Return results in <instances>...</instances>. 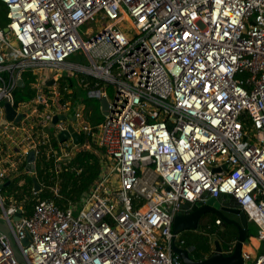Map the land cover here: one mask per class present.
<instances>
[{
	"label": "built area",
	"instance_id": "2783aa9c",
	"mask_svg": "<svg viewBox=\"0 0 264 264\" xmlns=\"http://www.w3.org/2000/svg\"><path fill=\"white\" fill-rule=\"evenodd\" d=\"M0 2L8 20L7 32L0 28V186L19 165L36 177L41 158L58 174L94 151L101 168L79 204L37 200L25 216L22 204L0 197V224L25 260L0 232V264H182L172 247L190 253L191 234L210 241L222 220L175 235V213L222 195L264 243V0ZM97 18L102 28L84 41L78 30ZM80 53L88 65L68 61ZM24 73L33 97L15 103ZM72 85L106 99L99 125L71 99ZM5 103L18 123L6 120ZM68 125L80 144L72 133L58 141ZM241 256L264 264V248Z\"/></svg>",
	"mask_w": 264,
	"mask_h": 264
},
{
	"label": "trees",
	"instance_id": "16d2710c",
	"mask_svg": "<svg viewBox=\"0 0 264 264\" xmlns=\"http://www.w3.org/2000/svg\"><path fill=\"white\" fill-rule=\"evenodd\" d=\"M4 7L5 6L0 2V28L2 30L6 28L8 24L6 18L7 10ZM22 79L25 86L16 90L15 103L26 102L33 97V91L30 88V83L33 79L27 73L22 75ZM96 112L97 116H95L92 125H99L103 120L99 109H97ZM72 168L75 169V171H71L70 169ZM78 170H80L79 173H77ZM55 172L53 160L45 161V158H41L36 161L35 178L37 183L43 186V190L39 195L33 196L32 178L25 173V166L19 165L17 168V175L14 178L6 180V182H9V185L1 189L0 194L7 197L9 200L12 199L17 204H22L25 216H30L33 204L37 200H52L60 208H65L69 203H80L83 195L88 192L89 188L93 186L99 177L101 168L98 156L94 151H86L76 154L66 169L63 168L58 174ZM56 189H58V196L54 195V190ZM215 219L216 217L214 220ZM205 232L208 231L205 230ZM237 236L238 234L235 227L222 222L221 227L217 229V235L214 241L220 244L223 251L227 243L236 242ZM252 238L253 233L248 228L246 244L249 243ZM191 241H195L196 243V249L192 250L190 253V257L194 261H202L212 255L206 238L198 237Z\"/></svg>",
	"mask_w": 264,
	"mask_h": 264
},
{
	"label": "water",
	"instance_id": "95a60500",
	"mask_svg": "<svg viewBox=\"0 0 264 264\" xmlns=\"http://www.w3.org/2000/svg\"><path fill=\"white\" fill-rule=\"evenodd\" d=\"M3 31L6 33L7 28H4ZM53 81L47 82L48 86H51ZM18 87L23 88L24 82L22 80L18 81ZM100 112L102 116L107 115L108 110V102L106 99H102L99 101ZM5 109V118L9 122L18 123L21 120V115H17L12 107L8 104H4ZM58 120H65V116H57L53 119L52 124L50 125V129H53L54 124ZM72 121H74L72 119ZM69 133H72V138L74 140V144L78 145L81 143V137L75 133H73V129L70 125L67 126V131H63L58 135V141L63 142L66 141L69 137ZM28 164H31L34 161V153L30 152L26 159ZM216 171V170H215ZM28 173L34 172V167L30 166V169H27ZM33 189L37 191L39 189V185L35 177H32ZM9 182H6L4 185L0 186V190L4 187L8 186ZM232 197L229 195H222L220 199H208L205 205L196 204L191 209L189 205L182 206L181 210L175 213L172 223V232L173 234H178L184 231L194 230L198 227L200 219L206 214H213L216 218L222 220L224 224L231 225L237 230V240L235 242L234 249L231 254L225 255L222 252L220 244L218 242H214V250L212 255L202 261H194L190 257V253L187 249L178 248L177 246L172 247V251L175 255H177L182 262V264H243V259L241 256L244 245L247 240V230L248 225L245 219L244 213L240 211V208L235 203L227 204V202L231 201ZM225 201V203H222ZM222 204V206H221ZM20 213H16L14 221H17L20 218ZM0 232L6 237L8 243L13 249L14 255L22 263H25V260L20 256V254L14 249L12 245V241L9 236L8 227L3 224H0ZM27 240L23 242L24 245H27Z\"/></svg>",
	"mask_w": 264,
	"mask_h": 264
},
{
	"label": "rangeland",
	"instance_id": "374dc122",
	"mask_svg": "<svg viewBox=\"0 0 264 264\" xmlns=\"http://www.w3.org/2000/svg\"><path fill=\"white\" fill-rule=\"evenodd\" d=\"M102 26L103 25L101 24V22L97 18L96 22H94V23L87 22L78 31H79V34H80L81 38L84 41H86L98 31L97 29L102 28ZM68 61L70 63H72V64L88 65L87 59L85 58L84 54H81V53L71 56ZM74 88L76 89L78 98L81 101H83V99H86L85 103H83L85 108H86L85 114L87 116L88 121L93 123V121L95 119V116H97V112L96 111H97V109H99V104H100L99 100H97V99H88L86 97V93L81 88L77 87L76 85H74ZM105 89H106L105 91H106V94H107L108 98L110 100H113V98L115 96V90L112 87H110V86L106 87ZM99 112H100V110H99ZM113 185H115L114 182H113ZM54 194L55 195L59 194L58 193V189H56L54 191ZM0 197L3 200L5 205L9 204L10 201H9V199L7 197L2 196L1 194H0ZM214 218H215V215H213V214L204 215L200 219V221H199L200 224H198V227L201 228L203 224L212 226L213 225L212 222L214 221ZM249 229L253 233V239H255L256 238V233H257L256 227L253 226V225H250ZM185 232H190V231H185ZM182 233H184V232H182ZM214 239H215V236H214ZM248 244H249V247L252 248V250L257 249L258 253L263 251L264 243H261V242H258V241L255 240L254 242L250 241ZM248 244H245L244 246H246Z\"/></svg>",
	"mask_w": 264,
	"mask_h": 264
},
{
	"label": "crops",
	"instance_id": "0c3cea01",
	"mask_svg": "<svg viewBox=\"0 0 264 264\" xmlns=\"http://www.w3.org/2000/svg\"><path fill=\"white\" fill-rule=\"evenodd\" d=\"M79 88H81V87H79ZM85 93H86V91L83 89V88H81ZM70 91H71V99H73L74 97H75V100H76V103L77 104H83V103H85V100L86 99H83V101H81L79 98H78V95H77V91H76V89L74 88V85H72V87H71V89H70ZM86 97H87V95H86ZM84 105V104H83ZM203 226V225H202ZM220 228V227H219ZM248 228H249V226H248ZM201 229L203 230L204 228L203 227H201ZM198 237H203L202 235H199V234H191V236H190V238H189V243H188V246H190L191 248H194V249H196V243H195V241H191V240H193L194 238H198ZM205 238V237H204ZM191 239V240H190ZM207 240V244H208V246L210 247V251L212 252L213 250H214V238L213 239H211L210 241L208 240V239H206ZM250 241H252V242H254L255 241V239H251ZM248 244V243H247ZM243 249H245V250H247L248 252H250V253H252V254H261L262 252H257V249H255V250H252V248H250L249 247V244L248 245H246V246H244L243 247ZM192 251V250H191ZM191 253V252H190Z\"/></svg>",
	"mask_w": 264,
	"mask_h": 264
}]
</instances>
